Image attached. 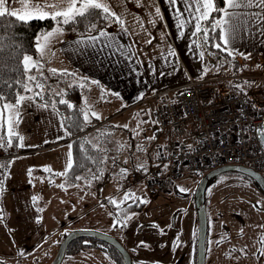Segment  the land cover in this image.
<instances>
[{"label": "crops", "instance_id": "obj_1", "mask_svg": "<svg viewBox=\"0 0 264 264\" xmlns=\"http://www.w3.org/2000/svg\"><path fill=\"white\" fill-rule=\"evenodd\" d=\"M36 2L58 4L59 8L46 9L50 13L68 7V0H8L6 6L24 15L32 11L31 5ZM98 2L109 9L108 13L114 17V21L99 32L74 38H70L62 29L63 33L56 38V42L51 43L48 39L41 49L37 45L38 56H30L31 63L36 65L31 70L40 76L47 73L46 68L54 69V72L60 74H71L74 85L83 88L84 116L87 114V122L90 124L96 120L98 122L89 129L86 139L95 147L100 144L98 136L102 133L115 138L113 148L110 145L103 146L119 157L115 163H121V171L124 173L121 181L123 193L130 188L125 183L129 171H147L165 146L164 141L155 138L156 125L143 133V126L136 130L132 119L125 117L127 114L137 116L139 110L142 114L144 105L147 104L152 105L151 115L154 121V104L147 101L154 92L185 84L190 78H223L225 82L230 81L234 85V92L247 93L250 89L264 92V9L256 7L255 0L252 7L239 8H228L225 2V11L220 19L229 21L223 25L230 41L227 48L232 52V55H228L227 51L219 54L212 52L205 45L204 22L207 19L197 20L205 10L201 8L200 12L197 11L202 0H176L175 4L170 0ZM227 13L232 15L228 16ZM197 23L201 27L199 33L195 28ZM201 52L203 56L200 55ZM233 65L235 69L230 71ZM239 68L245 71L238 73ZM24 97L35 99L32 94ZM92 113L96 115L93 116ZM67 140L72 151L73 138L70 136ZM59 143L62 144L63 141L52 140L47 145H35L33 150L52 146L55 148ZM114 169L113 166L112 170ZM70 170L66 174L67 178ZM88 171L98 175L96 169L90 168ZM53 172L55 171L49 167L48 172L43 174L44 180L51 178V182H56L58 176ZM86 175L87 173L83 177ZM183 181L184 178L177 181L172 191L179 192V185H184ZM39 183L37 189L41 188L45 203L49 204L50 188L53 185L48 183L47 188L43 186L47 184L46 181ZM72 184L74 183L68 179L65 188H74ZM30 188L34 189L33 183ZM42 188L47 191L44 193ZM36 193L39 194V191ZM125 196H122L124 200L119 207L128 211L144 210L137 196L127 200ZM183 211L185 210L176 212L172 222H167V219L158 221L164 218L146 221L127 216L122 233L125 243L122 244L132 255L133 264H196L198 215L195 201L187 205V214ZM51 243L55 241H47L50 252L54 249V246L50 247ZM36 249L31 248L29 252L33 253ZM2 254L15 257L23 253L11 254L10 249L8 252L2 251Z\"/></svg>", "mask_w": 264, "mask_h": 264}, {"label": "rangeland", "instance_id": "obj_2", "mask_svg": "<svg viewBox=\"0 0 264 264\" xmlns=\"http://www.w3.org/2000/svg\"><path fill=\"white\" fill-rule=\"evenodd\" d=\"M62 29L56 26L47 40L56 42V38L63 33ZM45 35L38 39L40 49L47 42ZM50 48L55 50L54 47ZM233 69L234 65L230 71ZM244 71L238 69V73ZM46 72L44 78L51 82L50 91L59 99L65 98L74 86L73 75L60 74L48 68ZM4 104L16 103L0 100V256L4 255L2 251L8 252L10 249L11 254H17L37 248L33 253L40 258L49 255L46 263L50 264L63 236L74 230L99 232L125 243L122 233L128 215V218L146 221L164 218L158 221L167 219V222H172L176 212L184 209L183 212L187 214V205L195 201L198 185L203 178L199 175L185 176L184 185H179V192L173 189L150 193L145 181H141L126 191L123 189L122 193L124 173L121 163H115L118 156L115 152H108V149L103 152L101 149L102 162L97 165V176L93 171H88L86 176L72 184L74 188L66 189L69 175L67 178L58 174L66 171L69 160L73 164V153L66 143L70 133L63 124L61 113L33 97L25 98L12 109H5ZM151 107L145 104L144 112L140 114L139 110L138 117L129 114L125 117L132 119L136 130L143 126L144 133L155 125ZM98 137L103 148L104 144L113 148L116 143L115 138L106 133ZM52 140L63 143L55 148L33 150L35 145H47ZM49 167L58 176L56 182L43 178ZM42 181L47 182L44 187L49 188L48 183L53 185L49 204L45 203L41 188L37 189ZM32 183L33 190L30 188ZM180 189L185 191L181 192ZM42 191L45 193L47 189L42 188ZM126 194L130 198L137 196L144 210L128 211L117 207ZM113 200L116 204L112 203ZM205 201L208 220L206 264H264V193L258 185L245 175L223 172L208 182ZM47 241H55L51 243L50 247L54 246L51 252ZM62 264L118 263L103 249L85 247L74 255H67Z\"/></svg>", "mask_w": 264, "mask_h": 264}, {"label": "built area", "instance_id": "obj_3", "mask_svg": "<svg viewBox=\"0 0 264 264\" xmlns=\"http://www.w3.org/2000/svg\"><path fill=\"white\" fill-rule=\"evenodd\" d=\"M147 99L155 138L165 146L147 171H129L128 187L145 181L150 193L169 192L187 175L232 165L264 175L263 91L237 93L223 78H190Z\"/></svg>", "mask_w": 264, "mask_h": 264}, {"label": "trees", "instance_id": "obj_4", "mask_svg": "<svg viewBox=\"0 0 264 264\" xmlns=\"http://www.w3.org/2000/svg\"><path fill=\"white\" fill-rule=\"evenodd\" d=\"M214 2L215 9L204 22V28L207 32L205 45L212 52L219 54L223 51L217 49L215 45L217 43L222 44L220 39L221 30L220 27L213 29L212 25L216 20H220L223 11H219V9H224L225 0H214ZM112 21H114V17L109 13L103 12L102 9H90L83 16L76 15L68 23H63V18L61 17H57L55 20L47 17L45 19L35 18L27 21H21L16 17L7 15L0 17V100L2 102L16 103L19 96L32 94L36 100L54 107L61 113L63 123L73 138V165L69 172L70 181L73 183L80 180L76 179V177L82 179L90 168L97 169V165L99 166L100 162H102L101 153L105 148L102 147V144L93 147L90 141L86 139L89 129L98 122L96 120L90 124L85 120L83 107L84 90L82 87L79 85L72 86V89L66 93L65 98L59 99L50 91L49 87H52V85L51 82H48L49 80L44 78L45 75H37L32 70L25 71L24 57L31 56L36 58L39 53L37 48L39 37L50 32L56 26L62 27L70 38H74L99 32ZM33 76L35 80L29 79V77ZM227 84L232 90L235 89L230 81ZM38 91L40 92L39 94L36 93ZM237 93L241 92L237 91ZM61 100L65 101V103H60ZM246 177L252 180L250 177ZM97 244H102L104 251L118 264H124L121 254L113 246L91 238L74 239L67 248L66 255L76 254L85 247L100 248Z\"/></svg>", "mask_w": 264, "mask_h": 264}, {"label": "snow or ice", "instance_id": "obj_5", "mask_svg": "<svg viewBox=\"0 0 264 264\" xmlns=\"http://www.w3.org/2000/svg\"><path fill=\"white\" fill-rule=\"evenodd\" d=\"M8 0H0V17L12 16L16 17L17 19L21 21H27L32 18H39V19H45L47 17H51V19L55 20L57 17L63 18V23H68L70 19H73L75 15H81L83 16L86 12H88L90 9H102L103 12L108 13L109 9L104 6L102 3L98 2V0H68V7L66 9H61L54 12H48L46 9L48 8H59L58 4H42L39 2L33 3L31 5L32 11L26 12L24 15H20L18 11L11 10L8 8L7 5ZM171 3L175 4L176 0H170ZM228 8H239L241 6L246 7H252L253 6V0H225ZM79 4V7L77 5ZM256 7L264 9V0H255ZM201 8L205 9L203 12H201V16L197 17V20L200 19H208L209 13L215 9V5L213 0H202L201 7L197 8V11L200 12ZM219 11H225L224 9H219ZM157 15H159V8L156 10ZM228 16H231V13H227ZM264 19V17H262ZM228 19H220L216 20L215 23H213L212 27L215 29L216 27L221 28V35L220 39L223 41V44L217 43L215 47L221 51H227L228 55H232V52L228 50L227 45L229 44V38L225 34V29L223 28V25L228 24ZM182 26V25H178ZM196 32L199 33L201 31L200 24L197 23L195 25ZM58 31V30H57ZM53 35V32H49L44 36V39L47 40L49 36ZM103 35V33H101ZM205 35H207V32L205 31ZM42 47V46H41ZM201 56H203V52L200 53ZM32 58L29 56L24 57V63H25V71L31 70V67H35V64L31 63ZM52 71H55L54 69ZM31 80H35V77H29ZM39 87V85H37ZM27 90V89H26ZM31 99V98H29ZM25 100L24 96H19V98L16 100L15 105L11 104H4L5 109H12L16 106L20 105ZM60 103H65V101L61 100ZM71 107V105H69ZM93 116H95V113H92ZM98 118V117H97ZM87 114H85V120H87ZM126 127V126H125ZM20 139H23L22 137ZM9 145L11 144V141L8 142ZM23 147V145H21ZM69 148H71V145H69ZM69 157H71V152H69ZM72 167L71 160H69V163L67 165L66 171L64 173H59L58 175H66L67 170H70ZM47 170V169H46ZM76 179H81L80 177H76ZM61 188L64 187V185H60ZM181 192L185 191V189H180ZM130 197L126 194L125 200L129 199ZM35 199V198H34ZM113 204H116V201H112ZM119 207V205H117ZM114 227L116 225H113ZM143 244V242H141Z\"/></svg>", "mask_w": 264, "mask_h": 264}, {"label": "water", "instance_id": "obj_6", "mask_svg": "<svg viewBox=\"0 0 264 264\" xmlns=\"http://www.w3.org/2000/svg\"><path fill=\"white\" fill-rule=\"evenodd\" d=\"M261 137V136H260ZM223 172H235L245 176L250 177L262 190L264 193V175L260 172L254 171L250 168L244 166H225L218 169H215L205 175L200 181L196 196L195 203L198 215V237H197V260L196 264H206V239H207V230H208V220H207V211H206V201H205V188L208 182L214 178L215 176L223 173ZM77 238H91L94 240H100L105 242L111 246H113L116 250L121 254L124 264H133L132 255L127 250V248L120 242L118 239L102 234L95 231L89 230H74L68 233L64 240L61 242L57 254L51 264H61L68 245Z\"/></svg>", "mask_w": 264, "mask_h": 264}, {"label": "flooded vegetation", "instance_id": "obj_7", "mask_svg": "<svg viewBox=\"0 0 264 264\" xmlns=\"http://www.w3.org/2000/svg\"><path fill=\"white\" fill-rule=\"evenodd\" d=\"M65 236H63L62 238V241L64 240ZM61 241V242H62ZM61 242H59L58 244V249H59V246L61 244ZM71 244V243H70ZM69 244V245H70ZM68 245V247H69ZM101 250L103 249V245L102 244H97ZM67 247V248H68ZM96 248V247H95ZM104 250V249H103ZM58 251V250H57ZM67 251V250H66ZM72 255V254H70ZM68 255V256H70ZM74 255V254H73ZM47 256L48 255H44L42 256L41 258L38 257L37 254L35 253H30L29 251H26L24 252L22 255H17L15 257H9L7 255H1L0 256V264H49V263H46L47 262ZM56 256V255H55ZM67 255L65 254V257ZM64 257V258H65ZM41 260V261H40ZM64 260V259H63ZM63 262V261H62ZM51 264V263H50ZM62 264V263H61Z\"/></svg>", "mask_w": 264, "mask_h": 264}, {"label": "bare ground", "instance_id": "obj_8", "mask_svg": "<svg viewBox=\"0 0 264 264\" xmlns=\"http://www.w3.org/2000/svg\"><path fill=\"white\" fill-rule=\"evenodd\" d=\"M251 169V168H250Z\"/></svg>", "mask_w": 264, "mask_h": 264}]
</instances>
